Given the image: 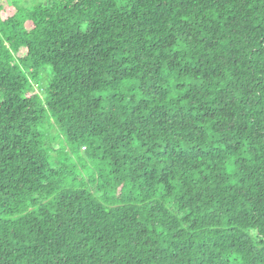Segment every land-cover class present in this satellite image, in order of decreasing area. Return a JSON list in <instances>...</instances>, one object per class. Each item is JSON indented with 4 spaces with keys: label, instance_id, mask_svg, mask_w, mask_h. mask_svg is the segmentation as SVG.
<instances>
[{
    "label": "trees",
    "instance_id": "obj_1",
    "mask_svg": "<svg viewBox=\"0 0 264 264\" xmlns=\"http://www.w3.org/2000/svg\"><path fill=\"white\" fill-rule=\"evenodd\" d=\"M0 264H264V0H0Z\"/></svg>",
    "mask_w": 264,
    "mask_h": 264
},
{
    "label": "rangeland",
    "instance_id": "obj_2",
    "mask_svg": "<svg viewBox=\"0 0 264 264\" xmlns=\"http://www.w3.org/2000/svg\"><path fill=\"white\" fill-rule=\"evenodd\" d=\"M51 72L50 69H48V71L46 72V70H43L41 72V85H47L49 83V80L51 79V74H49ZM36 89L38 92L42 93L41 91V87L36 85ZM48 138H56L57 143L59 144L60 147H66L68 149V151L70 152V155L73 157V150L65 143V139H64V134L59 130H53L51 132H48Z\"/></svg>",
    "mask_w": 264,
    "mask_h": 264
},
{
    "label": "crops",
    "instance_id": "obj_3",
    "mask_svg": "<svg viewBox=\"0 0 264 264\" xmlns=\"http://www.w3.org/2000/svg\"><path fill=\"white\" fill-rule=\"evenodd\" d=\"M6 4V3H5Z\"/></svg>",
    "mask_w": 264,
    "mask_h": 264
}]
</instances>
